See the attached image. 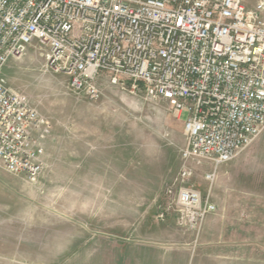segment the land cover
<instances>
[{
    "label": "built area",
    "instance_id": "2783aa9c",
    "mask_svg": "<svg viewBox=\"0 0 264 264\" xmlns=\"http://www.w3.org/2000/svg\"><path fill=\"white\" fill-rule=\"evenodd\" d=\"M264 0H0V166L28 181L44 171L51 122L11 88L2 68L30 44L44 66L89 98L111 85L165 99L183 120L182 164L165 183L177 226L199 234L209 197L189 183L187 161L218 165L264 130Z\"/></svg>",
    "mask_w": 264,
    "mask_h": 264
},
{
    "label": "rangeland",
    "instance_id": "374dc122",
    "mask_svg": "<svg viewBox=\"0 0 264 264\" xmlns=\"http://www.w3.org/2000/svg\"><path fill=\"white\" fill-rule=\"evenodd\" d=\"M41 51L30 44L2 68L7 84L50 120L51 133L39 179L0 171V264H134L138 207L161 195L151 218L166 217L157 214L182 164L186 113L111 85L105 74L96 79L101 94L89 98L47 69ZM187 164L189 183L212 188L217 204L199 247L214 251L213 264H264V130L217 166L211 184L210 164Z\"/></svg>",
    "mask_w": 264,
    "mask_h": 264
},
{
    "label": "crops",
    "instance_id": "0c3cea01",
    "mask_svg": "<svg viewBox=\"0 0 264 264\" xmlns=\"http://www.w3.org/2000/svg\"><path fill=\"white\" fill-rule=\"evenodd\" d=\"M244 1L248 7H252L255 2V0ZM0 168L1 172L9 173L1 166ZM197 189L202 195L206 194L208 190ZM209 197L216 209L217 204L214 196H212V188H210ZM160 198L161 195L157 196L152 193L147 198V202L138 207L142 211L138 212L136 216L140 222L135 224L136 227L134 228V264H213L211 259L214 251L209 248L203 250L199 246L203 243L202 238L208 225L206 218L214 211L206 215L199 234L195 236L194 232L190 230L178 228L174 215L170 212H166L164 220L153 222L155 220H152L151 217L156 216V208ZM196 241L199 242L198 245H196ZM214 264H218L217 260Z\"/></svg>",
    "mask_w": 264,
    "mask_h": 264
}]
</instances>
